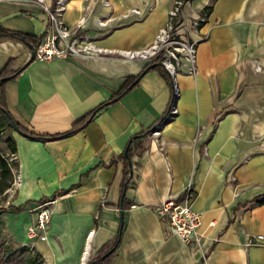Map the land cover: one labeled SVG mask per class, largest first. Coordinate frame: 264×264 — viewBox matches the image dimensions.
Returning a JSON list of instances; mask_svg holds the SVG:
<instances>
[{
  "label": "crops",
  "instance_id": "obj_1",
  "mask_svg": "<svg viewBox=\"0 0 264 264\" xmlns=\"http://www.w3.org/2000/svg\"><path fill=\"white\" fill-rule=\"evenodd\" d=\"M211 1L188 0L183 7L182 29L196 41L197 70L175 75V116L133 156L132 183L123 200L122 162L112 160L167 110L172 87L158 71L145 72L135 87L69 136L34 140L10 127L16 167L4 193L13 192L12 204L67 190L52 200L46 240L34 243L44 264H79L87 246L90 258L117 236L121 212L122 231L110 264H264V239L246 246L249 235L264 236V204L238 208L264 194V0H215L205 22L190 29L191 18ZM173 3L67 0L64 23L75 27L84 18L83 32L110 52L33 60L5 85L11 116L31 134L69 130L110 99L126 77L142 71L148 61L120 51L146 48ZM0 26L40 41L46 22L37 8L1 1ZM29 57L24 42L0 39V70L10 58L16 69ZM189 182L191 208L201 221L199 243L168 235L155 211L168 196L179 197ZM35 205L11 214L17 243L27 240Z\"/></svg>",
  "mask_w": 264,
  "mask_h": 264
},
{
  "label": "built area",
  "instance_id": "obj_2",
  "mask_svg": "<svg viewBox=\"0 0 264 264\" xmlns=\"http://www.w3.org/2000/svg\"><path fill=\"white\" fill-rule=\"evenodd\" d=\"M13 2L24 8H37L45 17V30L35 49L34 60L52 61L67 60L77 56H96L110 51L97 46L81 29L84 23L82 18L77 26L68 27L62 15L67 0H0ZM187 0H174L168 11L167 21L159 28L152 42L141 50H124L120 54L129 59H143L148 62L159 60L163 67L175 78L178 73L195 75L196 41L191 40L182 29V10ZM107 5V2H105ZM29 13V12H28ZM206 20V15L200 12L189 22V28L197 30ZM100 24H105L100 22ZM255 70H260V65H255ZM173 96L178 97L175 87ZM171 114L176 113L175 104L170 108ZM161 124L151 132L152 137L160 133ZM19 180V174L16 175ZM194 192L189 182L179 197L168 196L156 208L158 218L166 226L168 235L174 236L183 242L199 243L200 215L191 208ZM52 200L34 206L35 221L26 229L27 240L22 245L34 250L35 240H46L48 223L52 215ZM92 233V232H90ZM264 236L261 234L249 235L246 246L262 244Z\"/></svg>",
  "mask_w": 264,
  "mask_h": 264
},
{
  "label": "trees",
  "instance_id": "obj_3",
  "mask_svg": "<svg viewBox=\"0 0 264 264\" xmlns=\"http://www.w3.org/2000/svg\"><path fill=\"white\" fill-rule=\"evenodd\" d=\"M214 1L215 0H212L209 4L205 5L203 10L201 11L203 14L206 15V18L211 12L212 4ZM1 38H10L13 40H19L27 45H32L34 48L39 43V39L34 35L23 33L20 31L8 30L6 28H3L2 26H0V39ZM15 66H16V59L10 58L0 70V113L2 117L7 121L9 126L14 128L18 132L25 134L31 139L42 140V141L47 139H57V138L66 137L77 132L90 119H92L93 116L98 111L104 109L109 104L113 103L119 97H121L126 92H128L133 87H135L138 84L140 78L147 71L156 70L167 80V82L172 87V96L167 110L153 124L147 126L146 128L142 129L139 133L133 135L129 139L123 151L119 155L115 156L112 160L113 162L119 160L122 162L123 181H122L121 195L123 200L125 190L128 187H130V184L132 183V167L135 164V162L133 161V156L141 154V152L146 149L147 138L151 134V132L156 128L157 124L164 125L168 121L172 120L173 117L175 116L170 112L171 106L174 105L176 102V99L173 96V91H174L173 76L163 67V65L159 62V60L148 62L144 65L142 71L139 74H137L136 76L126 77L120 89L116 91L110 97V99L100 103L90 112L82 116L79 120H77L73 124V126L69 130L62 132L60 134L38 135L27 132L25 128H23L17 121L14 120V118L11 116L10 112L8 111L5 101V94H4L5 85L9 81L15 79L27 65L24 68L20 67L16 69ZM143 133L145 134L141 135ZM15 152H16V143L13 140V138L6 137L2 139L0 132V195L4 193L6 189H8L13 183V179H14L13 169L16 167V164L12 163L13 161L12 162L9 161L7 154L10 155V154H14ZM66 192L67 190H60L57 193H53L50 197H42L34 202L29 201L19 205L10 204V207L0 208V214L7 211L13 213H21L23 210H25L26 206L29 203L38 205L45 202L46 200H53L57 196L65 194ZM262 204H264V194L254 197L252 200L248 201L245 205L238 206V208L244 206L245 208L251 209L254 206H258ZM122 206L125 207L124 201ZM121 231H122V224H120V228L117 236L109 240L99 250L91 254L87 264H110L111 258L113 257L115 249L118 245ZM111 248H113L112 252L106 257L102 258L103 254L106 253ZM41 257H42L41 254L35 249L31 250L20 243L17 244L16 242H14L12 245L11 244L9 245L3 242V240H0V264H44Z\"/></svg>",
  "mask_w": 264,
  "mask_h": 264
},
{
  "label": "rangeland",
  "instance_id": "obj_4",
  "mask_svg": "<svg viewBox=\"0 0 264 264\" xmlns=\"http://www.w3.org/2000/svg\"><path fill=\"white\" fill-rule=\"evenodd\" d=\"M10 127L11 126H9L7 121L2 117V115L0 113V132H1V138L2 139L8 137V135L10 134L9 133ZM7 155H8L9 161L12 162L11 161L12 154H10V155L7 154ZM12 163H14V162H12ZM14 172H15V168L13 169V173ZM12 203H13V192L9 191L7 193H2L0 195V208L10 207V204H12ZM31 208H33V207H31ZM5 213H7V215ZM11 214H14V213L7 211V212H3L0 214V240H3V242H5L9 245L10 244L12 245L14 242H16L15 238H14L15 233L11 230V228H12L11 225L15 224V219L13 217H11ZM87 263H88V261H87Z\"/></svg>",
  "mask_w": 264,
  "mask_h": 264
},
{
  "label": "water",
  "instance_id": "obj_5",
  "mask_svg": "<svg viewBox=\"0 0 264 264\" xmlns=\"http://www.w3.org/2000/svg\"><path fill=\"white\" fill-rule=\"evenodd\" d=\"M29 49H30V57L29 59L27 60V62L21 66V68H24L26 65H28L30 62H32L34 60V55H35V49L32 45H28ZM145 133L141 134V135H144ZM122 212H121V215H120V222L122 224ZM113 248H111L110 250H108L106 253L103 254L102 258L106 257L107 255H109L111 252H112Z\"/></svg>",
  "mask_w": 264,
  "mask_h": 264
},
{
  "label": "bare ground",
  "instance_id": "obj_6",
  "mask_svg": "<svg viewBox=\"0 0 264 264\" xmlns=\"http://www.w3.org/2000/svg\"><path fill=\"white\" fill-rule=\"evenodd\" d=\"M89 236V238L91 237V233L88 235ZM89 246H87V248L83 251V253H82V256H81V258H80V262H79V264H86L87 263V261H89V255H88V248Z\"/></svg>",
  "mask_w": 264,
  "mask_h": 264
}]
</instances>
